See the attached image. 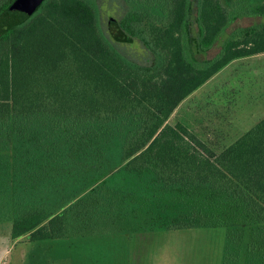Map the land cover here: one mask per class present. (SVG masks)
<instances>
[{
    "label": "trees",
    "instance_id": "1",
    "mask_svg": "<svg viewBox=\"0 0 264 264\" xmlns=\"http://www.w3.org/2000/svg\"><path fill=\"white\" fill-rule=\"evenodd\" d=\"M16 1L0 0V222L26 264H113L110 241L218 226L220 264H264V116L219 151L168 122L264 52V0H124L108 32L97 0H40L8 25ZM134 40L146 63L116 44Z\"/></svg>",
    "mask_w": 264,
    "mask_h": 264
},
{
    "label": "rangeland",
    "instance_id": "2",
    "mask_svg": "<svg viewBox=\"0 0 264 264\" xmlns=\"http://www.w3.org/2000/svg\"><path fill=\"white\" fill-rule=\"evenodd\" d=\"M97 3L101 24L108 32L109 19L120 18L127 3L124 0H97ZM246 3H252V0ZM250 22L247 17H239L232 25L242 26ZM225 35L226 33L223 36ZM116 44L130 57L142 63L150 59V53L137 40ZM215 51L216 47L207 55L210 56ZM198 57H203V54H198ZM240 66L238 64L236 68L238 87L236 85L233 94L235 103L229 105L232 108L218 109L221 104L215 103L212 97L206 96L202 91L203 96L190 97L169 117L168 122L174 124L180 119L191 132L215 151L221 150L252 127L264 116V75L258 72L256 76H245L243 71L246 68L241 69ZM263 66L264 56H260L252 59L249 67L259 71ZM246 82L248 89L245 87ZM188 107L197 112L198 118L193 112H189ZM225 231L222 226L169 229L134 234L131 241H110L105 246L112 253L113 264H220ZM9 235L10 222H0V242L7 241L6 247L11 244L1 257L0 264H26L27 254H23L26 238L19 237L20 243H16L11 242ZM58 264L70 263L64 261Z\"/></svg>",
    "mask_w": 264,
    "mask_h": 264
},
{
    "label": "crops",
    "instance_id": "3",
    "mask_svg": "<svg viewBox=\"0 0 264 264\" xmlns=\"http://www.w3.org/2000/svg\"><path fill=\"white\" fill-rule=\"evenodd\" d=\"M260 56H264V52L233 59L232 61L227 63L224 67H222L220 70H218L215 74H213L202 85H200L198 88H196L194 91H192L189 95H187L177 105V107L172 111L170 116L173 113H175V111L183 103H185V101H187L190 97L193 98V97L203 96L204 94H206V96L212 97L213 100H215V103L221 104L220 106H218V109H220V108L221 109L232 108L229 105L231 103H235V100H234L235 97L233 96V94L236 91L235 89L238 87V85H237L238 78H237V75H236L238 73V70L236 69L237 65L241 64V66H240L241 69L246 68V70L243 71V75H245V76H247V75L249 76L251 74L256 76L257 75L256 73H258V72H259V74H261V75L263 74L264 75V66H263V68L259 69V71H257L258 69L257 70L254 69L253 70V69H251L249 67L250 63L252 62V59H255V58L260 57ZM254 78L256 79V77H254ZM236 85H237V87H236ZM257 86H258V84H257ZM245 87H247L246 89L249 88L247 82L245 84ZM202 91L205 92V93L202 94ZM210 94H213V96H211ZM248 94H250V93H248ZM189 112H193L194 116L197 117L196 116L197 112H195L193 109L189 108ZM169 117H168V119H169ZM178 121L181 122L180 119ZM187 128L189 129V127H187ZM133 236L131 238H129L128 241H131ZM19 239L20 238H15V239H10V240H11V242L16 241V243H20ZM6 242L7 241H5V243L4 242L3 243L0 242V261H2L1 257L11 247V244L8 247H6L7 246ZM23 245H24L23 254H25L28 251V249L30 248V242L25 241V243ZM2 249H3V251H2ZM17 264H19V263H17Z\"/></svg>",
    "mask_w": 264,
    "mask_h": 264
},
{
    "label": "water",
    "instance_id": "4",
    "mask_svg": "<svg viewBox=\"0 0 264 264\" xmlns=\"http://www.w3.org/2000/svg\"><path fill=\"white\" fill-rule=\"evenodd\" d=\"M40 0H18L14 3L12 9L10 10V20L8 25L12 21H19L26 18L34 10V8L39 4ZM12 20V21H11Z\"/></svg>",
    "mask_w": 264,
    "mask_h": 264
}]
</instances>
